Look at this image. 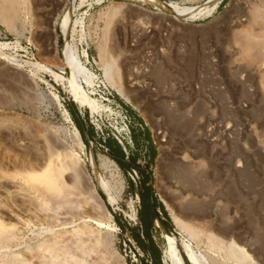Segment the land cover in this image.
<instances>
[{
  "label": "rangeland",
  "instance_id": "374dc122",
  "mask_svg": "<svg viewBox=\"0 0 264 264\" xmlns=\"http://www.w3.org/2000/svg\"><path fill=\"white\" fill-rule=\"evenodd\" d=\"M159 1L196 8L207 0ZM258 1L221 0L210 17L189 22L134 0H0V237L20 228L16 215L25 217L31 207L26 191L47 185L41 169L48 157L69 149L88 174L93 155L99 174L112 175L121 188L114 205L98 191L103 213L66 175L64 191L77 198L78 212L103 222L90 224L99 239L86 243L80 264H151L131 235L141 231V194L155 200L149 234L160 264L164 232L183 264H192L185 245L199 264H238L229 243L242 247L251 263L264 264V8ZM67 13L69 43L94 76L92 87L82 86L101 104L97 114L79 108L62 81L70 76L61 58ZM249 29V42L257 43L250 59L238 55L245 43L237 38ZM107 78L120 82L121 96ZM119 113L130 123L132 142L133 132L137 137L124 154L139 170L130 164L122 171L107 149L108 141L122 149L115 138ZM14 243L7 246L18 262L38 264L39 251Z\"/></svg>",
  "mask_w": 264,
  "mask_h": 264
},
{
  "label": "bare ground",
  "instance_id": "6f19581e",
  "mask_svg": "<svg viewBox=\"0 0 264 264\" xmlns=\"http://www.w3.org/2000/svg\"><path fill=\"white\" fill-rule=\"evenodd\" d=\"M134 1H140V2H143L144 4L150 5L155 10L165 13V15H167L166 17H169L170 20L171 19L175 21L184 20V21L192 22L196 19H206L210 17L215 7L221 0H207L205 4H203L200 7H196V8H189V7L180 8L177 5H171V6L166 7L159 0H134ZM260 1L258 2H260L261 6L264 8V0H260ZM61 21H60L61 24L59 23L60 30L64 38V45L61 49V56H62L61 58L63 61L62 63H64V65L70 71V76L64 80L62 79V81L66 83L67 92L69 96L72 98L73 102L79 108H87L90 111V113L97 114L102 109L101 104L95 101L94 99H92L90 94L86 90H84L82 86V85H85L86 87H92L94 85V76L90 72L87 71V69L82 64L77 54V51L69 43L70 41L69 36H71L70 34L73 33V26H71L72 22L70 21V13H67L63 17V20ZM263 30L264 28H262V32ZM252 32L253 31L249 29L248 32L242 31L238 33V35L236 34L237 38L244 39L242 41L245 43V45L243 44L244 45V47H242L243 49L240 48L238 55L245 53L244 57H248L249 59L251 58V56L256 54L254 48L257 46V43H256V46L253 45L252 43L253 39H250V42H249V38L252 37L253 35ZM249 34L251 36H248ZM249 53H252V55ZM248 61L250 60H247V62ZM109 71L111 70L109 69ZM109 73L110 72H108V74ZM109 75L108 77L110 78L111 76ZM112 80L113 81L107 78V82L111 85L110 87L116 90V92L121 96L122 88L121 86H119L120 82L119 81H118L119 83L114 82L116 81V79L114 80L113 78ZM122 97L125 98L126 96L123 95ZM139 110H141V108ZM166 116L168 120H171L172 122L173 121L177 122V120L175 121L176 118L174 116V113L166 111ZM66 152L62 154H59V153L51 154L52 153L51 152L50 153L51 155L48 157L47 164L44 166L43 169H41L42 171H44L45 173L47 172L48 174L47 185L45 186L43 182L44 184L43 187H40V186L33 187L26 191L27 194L24 193L25 197L29 199L28 201L31 203V207L29 208V210L28 209L25 211L23 210L24 213L26 214L25 215L26 218L16 215V218H17L16 221H19L18 223L20 225V228L16 229L18 231H15L13 234H11V236L0 237V247L2 248L0 249V258H1L0 264H28L27 262L25 263L18 262L14 254L12 253L10 254L11 249L10 247L7 246L8 245L7 243H12L13 241L16 242L14 243L15 244L14 247L19 248L20 246L24 244L23 247L29 250L31 253H34V251H39L36 257L38 264H80L81 262L78 259L80 258L79 253L80 254L83 253V248L86 246V243H88L89 241H93V239L95 238L99 239V236H96V237L94 236L95 233L93 230H91L89 226L90 224H94V225H97L98 227H103V222L92 220L91 218L86 216L87 214L85 215V213L78 212L79 205L77 204L78 202H76L77 198L72 194L73 199L74 197L76 199V200H72L71 194L64 191V189L68 187L66 175H69V176L72 175V180L74 184L75 185L80 184L83 188L84 194L88 196V199L93 200L96 206L98 207V209H100L103 213H105V206L98 194V191L105 197L104 199L108 205H114L117 203V198L119 196V193L121 192L120 190L121 188H117V185L113 184L114 181H113L112 175H110L108 178L103 177L105 176V172H103L102 170L103 169L102 165H99V167L101 171L103 172L102 174L104 175L102 176L99 174L98 166L95 161L96 159H94L93 155H91V158H90V165H91L90 167L92 168V171L90 170L91 173L88 174L84 166L79 161V159L72 153H69V152L66 153ZM197 167H200V166L198 165ZM184 169H185L184 167L181 169L182 173L183 171L185 173L186 169L185 170ZM184 173L182 174L183 177L181 178L186 180V176H184ZM192 177L195 178L197 176H192ZM187 179H190L189 176H187ZM175 188L179 189L180 191H183V189L179 187L177 183H175ZM197 196L201 197V199L206 200L205 195L200 196V194L199 195L197 194ZM213 197L214 196L211 195L208 198H210L211 201H213L214 200ZM183 203L184 202L181 201L178 205L180 207H183ZM192 203L193 202H191V205ZM212 203H213L212 205L215 204L214 201ZM213 208L215 209L216 206L214 205ZM1 223L2 222H0V226H2ZM80 224L85 229V231H81L82 234L78 228L76 229L77 225H80ZM68 229L69 230L71 229V230L69 231ZM78 230L79 232H77ZM79 233L83 236L81 237ZM164 236H165L166 244L164 248L160 249L162 258H163V263L164 264H183V261L179 255V251L175 246L174 239L171 237L172 235L170 236L168 233L164 232ZM102 237L100 236V239ZM104 239L106 238L103 237L102 240ZM26 241H35L36 243L34 242L35 244L33 245H30V243L25 244ZM103 244L108 245L106 242ZM183 248H184L183 252L185 256L187 257L188 261L191 262L192 264H199L197 259L195 258L191 250L189 249V245L188 246L185 245L183 246ZM228 249L231 251L230 252L231 254L233 253L232 255L238 261V264H253L245 256V252H244L245 250L242 247L237 246L234 243H229Z\"/></svg>",
  "mask_w": 264,
  "mask_h": 264
},
{
  "label": "trees",
  "instance_id": "16d2710c",
  "mask_svg": "<svg viewBox=\"0 0 264 264\" xmlns=\"http://www.w3.org/2000/svg\"><path fill=\"white\" fill-rule=\"evenodd\" d=\"M132 130L134 131V129ZM142 134L145 138V141H149V148H150L151 155H154V147L151 144L148 131L146 130ZM133 142L134 144L137 143V137L135 136V132H133ZM106 146L110 152L111 159L117 164V166L122 171H127L130 164L135 165L137 170L140 169L139 166L136 164V160L130 157L127 158V156H125L121 147L117 143L113 141H108L106 143ZM129 160L130 162H128ZM140 174L142 175L141 172ZM141 178L143 180L142 176ZM147 196H144L142 194L140 195L142 208L139 212V225L141 227V231H139V229L137 228L131 231V235L134 238L137 245L146 252L148 257L150 258L151 264H160L158 248L153 243L152 239L150 238V234H149V230L152 227V218L155 216L153 212L155 200L151 201L148 199ZM135 231L136 233H134Z\"/></svg>",
  "mask_w": 264,
  "mask_h": 264
},
{
  "label": "built area",
  "instance_id": "2783aa9c",
  "mask_svg": "<svg viewBox=\"0 0 264 264\" xmlns=\"http://www.w3.org/2000/svg\"><path fill=\"white\" fill-rule=\"evenodd\" d=\"M118 119L120 120L121 126L119 127V130H115L116 134L119 136L115 138H117L118 143L122 146L124 153H126V148L133 149L130 123L126 122V116H123L121 113H119ZM122 143L125 144L126 146H124ZM126 156L128 158V154Z\"/></svg>",
  "mask_w": 264,
  "mask_h": 264
}]
</instances>
